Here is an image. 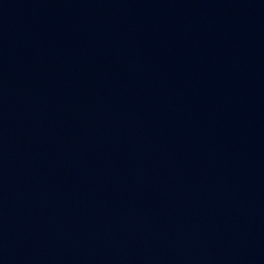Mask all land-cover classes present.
Here are the masks:
<instances>
[{"label": "water", "instance_id": "water-1", "mask_svg": "<svg viewBox=\"0 0 264 264\" xmlns=\"http://www.w3.org/2000/svg\"><path fill=\"white\" fill-rule=\"evenodd\" d=\"M0 264H264V0H0Z\"/></svg>", "mask_w": 264, "mask_h": 264}]
</instances>
